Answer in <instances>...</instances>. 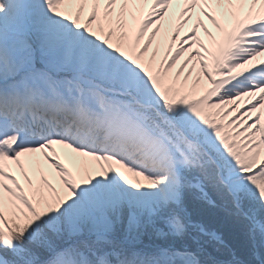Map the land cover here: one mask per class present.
Here are the masks:
<instances>
[{
    "label": "snow or ice",
    "instance_id": "obj_1",
    "mask_svg": "<svg viewBox=\"0 0 264 264\" xmlns=\"http://www.w3.org/2000/svg\"><path fill=\"white\" fill-rule=\"evenodd\" d=\"M258 58L264 0H0V264H264Z\"/></svg>",
    "mask_w": 264,
    "mask_h": 264
},
{
    "label": "bare ground",
    "instance_id": "obj_2",
    "mask_svg": "<svg viewBox=\"0 0 264 264\" xmlns=\"http://www.w3.org/2000/svg\"><path fill=\"white\" fill-rule=\"evenodd\" d=\"M174 9L178 12L179 11V7L178 6H174ZM205 24L208 26V28H209V30L210 31H212V33H213V35L214 36H218L219 35V33L217 32V30L207 21V20H205ZM191 26V23L189 24V26L188 27H190ZM185 31H187V27L185 28V29H183L182 31H181V36H183L184 35V32ZM200 37H201V39L202 40H204V42L206 43V44H209V40H208V38L206 37V36H204V33H203V31L201 30V32H200ZM178 41H177V45H178ZM175 47V46H174ZM161 54H163V49H161ZM259 59H264V58H258V60ZM14 167V166H13ZM44 168H45V170L46 171H50L49 169H48V167H47V165L45 164L44 165ZM15 171H18V170H15V168H14V173H15ZM32 173L30 172V175H31ZM18 179H20L21 180V183H22V178L21 177H17Z\"/></svg>",
    "mask_w": 264,
    "mask_h": 264
},
{
    "label": "rangeland",
    "instance_id": "obj_3",
    "mask_svg": "<svg viewBox=\"0 0 264 264\" xmlns=\"http://www.w3.org/2000/svg\"><path fill=\"white\" fill-rule=\"evenodd\" d=\"M14 174H16L17 175V177L19 176V177H21L22 178V184L24 183V181H23V177L20 175V173H19V171H15V173Z\"/></svg>",
    "mask_w": 264,
    "mask_h": 264
}]
</instances>
